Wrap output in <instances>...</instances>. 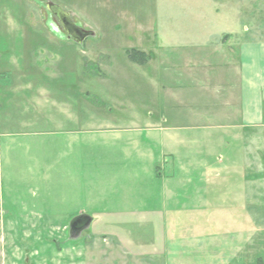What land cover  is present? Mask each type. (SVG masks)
<instances>
[{
    "label": "rangeland",
    "instance_id": "rangeland-1",
    "mask_svg": "<svg viewBox=\"0 0 264 264\" xmlns=\"http://www.w3.org/2000/svg\"><path fill=\"white\" fill-rule=\"evenodd\" d=\"M50 2L95 36L68 40ZM219 44H264V0H0V264H264V102L256 127L198 145L180 119L196 105L153 82L217 70ZM164 113L191 127L178 160L154 136Z\"/></svg>",
    "mask_w": 264,
    "mask_h": 264
},
{
    "label": "crops",
    "instance_id": "crops-1",
    "mask_svg": "<svg viewBox=\"0 0 264 264\" xmlns=\"http://www.w3.org/2000/svg\"><path fill=\"white\" fill-rule=\"evenodd\" d=\"M127 3L124 4V7ZM108 8H112L110 14H113L114 9L120 8V5H106ZM119 11V10H118ZM125 24L128 23V20L123 21ZM127 28V25H126ZM125 28V29H126ZM132 29L131 27H129ZM139 32H143L140 27L137 28ZM92 31V30H91ZM126 31V30H125ZM94 32V31H93ZM95 33V32H94ZM96 34V33H95ZM124 38H129L126 35ZM87 39V38H86ZM153 39H158V36H154ZM222 48L223 46L219 44ZM218 56L223 57V65L218 66L217 70H213L211 65L208 63H202L206 70H201L198 68V65L191 67L190 72H183L180 79H177V75L173 74L171 71H167L165 74H158L157 77L160 79L164 78L162 82H155V85L161 87L162 90H167L166 93L169 95L175 94V97L178 99L188 100L196 106L191 108H186L188 111L186 119L191 121H200V128L196 126L194 131L195 135L200 137V140L196 138V144H201L203 141V136L207 131H203L205 128L212 126H223L228 129L232 127H238L240 130H250L253 126L259 125L262 122V104L264 102V44H243L240 49H238L237 54L229 53L227 54L226 49H217ZM229 52V51H228ZM153 55H156L152 53ZM199 55H195L198 58ZM156 58H152L155 60ZM222 59H219V62L222 64ZM150 60V61H152ZM149 61V62H150ZM231 62L233 64L230 65ZM144 67V66H143ZM213 72L214 89L209 91L206 84H209L211 80L208 76V73ZM237 77V80L231 77ZM172 78V79H171ZM176 80H179L180 84H176ZM186 80L188 82H186ZM11 76L10 70L6 67L5 62L0 64V88L3 92L6 93L10 89L11 85ZM185 83V84H184ZM227 84H232L227 86ZM189 86L190 90L184 91ZM175 87H179V91L175 90ZM190 96V97H189ZM188 103V102H187ZM189 104V103H188ZM206 104L208 106H206ZM220 104L225 105V113L221 112ZM202 109L209 108L207 112L201 111ZM198 107V108H197ZM186 109L182 110L179 107L181 112H184ZM158 112L149 114L150 118L160 119L157 115ZM138 117V115H135ZM164 120L162 123L169 124V120L177 121L175 123L169 124L168 127H163L161 122H155L152 124L154 128V136L157 139V144L159 150L164 154V152L170 153L173 160H178L179 156L177 153L181 151V147H187V140L182 137L183 134H186V128L178 124L180 119L175 118L172 115H167L164 113L162 116ZM175 118V119H174ZM237 122V124H235ZM203 123H206L205 125ZM162 125V126H161ZM202 131V132H201ZM185 132V133H184ZM202 136V137H201ZM200 142V143H199ZM195 144V145H196ZM176 153V154H175ZM164 156V155H163ZM182 158V157H181Z\"/></svg>",
    "mask_w": 264,
    "mask_h": 264
},
{
    "label": "water",
    "instance_id": "water-1",
    "mask_svg": "<svg viewBox=\"0 0 264 264\" xmlns=\"http://www.w3.org/2000/svg\"><path fill=\"white\" fill-rule=\"evenodd\" d=\"M46 9L50 14L55 15V17H57L60 20L61 24L65 25L64 26L65 31H66L65 35L68 40H72L73 42H76L77 44H79V43H82L86 38L95 36V33L93 31L84 30L74 25L68 18V14L65 11H63L61 7H59L58 5H55L51 2L46 3ZM78 219L85 221L84 229H86L91 222V219H89L88 217L80 216V217L75 218L72 221V223L70 224V228L72 227V224L76 222ZM82 230H80L77 233L80 234ZM77 233L75 234L77 235Z\"/></svg>",
    "mask_w": 264,
    "mask_h": 264
},
{
    "label": "trees",
    "instance_id": "trees-1",
    "mask_svg": "<svg viewBox=\"0 0 264 264\" xmlns=\"http://www.w3.org/2000/svg\"><path fill=\"white\" fill-rule=\"evenodd\" d=\"M127 55L129 57V60L135 64H138V65H143L145 62H144V59H143V54L140 53V52H137V51H129L127 52Z\"/></svg>",
    "mask_w": 264,
    "mask_h": 264
},
{
    "label": "flooded vegetation",
    "instance_id": "flooded-vegetation-1",
    "mask_svg": "<svg viewBox=\"0 0 264 264\" xmlns=\"http://www.w3.org/2000/svg\"><path fill=\"white\" fill-rule=\"evenodd\" d=\"M84 225H85V221L78 219L76 222L72 224V227L70 228V234L75 235V233L79 232L80 230L82 229L84 230V227H85Z\"/></svg>",
    "mask_w": 264,
    "mask_h": 264
}]
</instances>
